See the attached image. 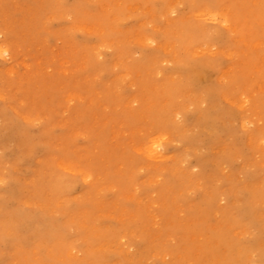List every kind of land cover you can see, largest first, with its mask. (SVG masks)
<instances>
[{"label":"rangeland","instance_id":"374dc122","mask_svg":"<svg viewBox=\"0 0 264 264\" xmlns=\"http://www.w3.org/2000/svg\"><path fill=\"white\" fill-rule=\"evenodd\" d=\"M218 8L228 22L202 13ZM0 49V129L9 116L30 137L18 152L0 147V194L21 185L9 206L34 219L6 230L0 264H231L234 246L235 264H264V0H0ZM147 54L155 72L142 67ZM193 61L204 73L191 84L179 66ZM43 101L54 106L34 107ZM47 132L70 158L45 154ZM152 139L160 158L147 152ZM50 162L72 191L34 199ZM164 186L175 191L167 207ZM46 218L66 229L60 254Z\"/></svg>","mask_w":264,"mask_h":264},{"label":"bare ground","instance_id":"6f19581e","mask_svg":"<svg viewBox=\"0 0 264 264\" xmlns=\"http://www.w3.org/2000/svg\"><path fill=\"white\" fill-rule=\"evenodd\" d=\"M234 10V15L236 17H238V12L236 10L235 7H232ZM219 12L220 17L225 21L228 22V16H230L231 10L229 12V10H224L223 8H218L217 10H211V11H203L202 13L205 14H210L212 16L213 19H218L220 18L219 16H217ZM224 12V13H223ZM190 32H194L196 29L193 26H190L188 29ZM147 43V40L145 41ZM164 50L168 49L169 47V43L166 42L163 44V46H161ZM3 52V49H0V53ZM2 55V54H1ZM188 64V63H185ZM185 64H181L179 66V70L181 71L183 78L190 81L191 84H194L195 82H197L198 80H200V75L204 73V65H202L199 62L193 61L190 65L185 66ZM142 67L145 68V70L152 72H155V69L157 68V56L155 54H147L145 55V57L143 58V63H142ZM151 87H157L162 89L161 85L158 83L155 84H150ZM185 87V83L184 82H180L178 83L177 86L174 87V90H176L177 92H180L184 89ZM215 91L211 90L209 92V94H214ZM155 100H158L159 98H155L153 97ZM36 102H39V100H35ZM54 105H46L43 104L42 106L40 104L35 105V108H42V109H48L50 110ZM158 112V110H157ZM52 116L53 114L50 113ZM160 114V113H159ZM155 115V114H154ZM161 116L159 118H155L157 125H161L162 123H166L169 119V115L168 113L162 112L160 114ZM52 119V118H51ZM76 124H80L79 121H76ZM26 130L21 127V125H19L18 123L14 122L13 120L10 119L9 116H5V124L3 129H0V147L5 151H15L18 152L20 150V147L24 144L28 142V139L30 137H28L26 134H24L23 132H25ZM261 134V133H260ZM259 134V135H260ZM44 138H48V144L45 147V154H47L49 157H55V158H61L63 160H66V158H70L69 154L72 155L73 154V148L72 146L68 143V142H61L59 144H56V137L52 136V134H50L49 132L46 133V136ZM259 141V139H258ZM63 144V145H62ZM62 145V146H61ZM32 146L34 147L35 145L32 143ZM160 148H161V144L158 143L157 139H152L151 142L149 143L148 147H147V152L149 153L150 157H155V158H160L161 157V152H160ZM6 157V156H5ZM107 160L109 161H117L118 157H117V153L114 151H111V153L108 154L107 156ZM4 160V157L0 158V161L2 162ZM96 163V162H95ZM97 167H100V164L96 163ZM96 169V168H95ZM38 174L40 175V177L35 180L32 184V197L34 199L40 200L43 198L44 196V191H49L53 194H58V193H70L72 191L73 188V184L74 181L71 178H67L65 176H63L57 169L56 167L53 165L52 162L45 164V165H41L40 167H38ZM91 172H99V171H93L90 170ZM131 173V171L129 172ZM127 177V176H126ZM131 178V176H128ZM127 179H130L128 178ZM13 179V177H11V180ZM132 179V178H131ZM10 180V181H11ZM119 186H124L127 183H124L123 180H119L117 181ZM7 191L3 192L2 194H0V211H1V217H0V242H5L6 244L9 243H13V241H7L8 237H6V235H8V233L6 232L7 229L10 230H14L16 231L19 227H27V226H31L34 222V219L31 217V215L27 212L24 211H19V209L13 208L12 206H9V203L16 201L17 199H19L22 195H23V188L21 187V185H19L18 183H16L14 180L11 181L9 187H7ZM172 187L170 186H164L163 187V198H165L168 194H171L172 192H175ZM168 196L165 198V204L166 207L169 205L168 203ZM215 199L214 196L212 198H210L209 200L206 201L205 206H204V213H206L209 217L211 215L214 214V210H215ZM252 202L249 200L248 204L246 205L245 209L251 208V210H253L252 208ZM172 207L174 208L175 206L172 205ZM73 210H77L76 214H79L80 212L82 213V211H86L88 212V210L85 209H80L75 207ZM192 211H199L197 209H191ZM208 218L207 216H203L201 215L199 217V219L202 218ZM142 218V216H141ZM89 220V219H88ZM194 222L191 223L193 229L195 228H201L202 225L199 223H196L195 220H193ZM44 224H45V232L46 234L49 235V237L52 239L51 241L54 242L53 244V249H55L56 253L60 254L62 252H64V250L68 249L69 244L67 242L66 239V229L65 227L60 224L58 222V219L55 218H46L43 220ZM194 225V226H193ZM192 227H187V228H192ZM225 234L221 233V240L224 243H228L227 241L224 240L225 238ZM90 241H93L92 239H90ZM214 243V238H209L207 241V247H203V250H206L208 252H210L212 250V245ZM202 244L196 245L195 248L199 249V246H201ZM233 249H235V246L232 247V249L230 247L227 248V250L225 251L228 255V258L225 260V263L229 262L231 264H235L237 261V256H234L233 254ZM18 252H20V254L23 253V249L20 245H18ZM232 251L233 255H230L229 252ZM146 249H142L139 253L140 257H144L147 255ZM88 258H93L96 259V255L95 253H93V251H88ZM215 254V251L211 254V256H213ZM231 257V259H230ZM242 258V257H241ZM240 259V258H239ZM78 262L81 263V261L79 260ZM77 263V264H80Z\"/></svg>","mask_w":264,"mask_h":264}]
</instances>
